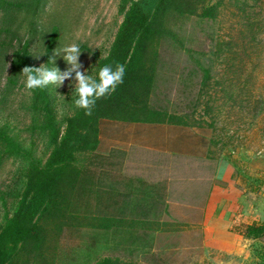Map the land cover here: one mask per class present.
<instances>
[{"label":"rangeland","instance_id":"obj_1","mask_svg":"<svg viewBox=\"0 0 264 264\" xmlns=\"http://www.w3.org/2000/svg\"><path fill=\"white\" fill-rule=\"evenodd\" d=\"M131 2L0 0V231L19 206L29 165L44 164L54 148L55 129L62 134L66 118L78 108L70 83L75 72L59 88L46 86L44 95L25 87V66L18 64V56L26 53L33 66L51 67L53 49L77 43L81 70L96 76L99 60L108 55ZM166 22L169 29L158 49L151 106L207 128L213 154L227 156L245 181L251 183L248 175L254 176L263 195L264 0H208L194 14L169 12ZM41 50L47 54L32 55ZM55 63L61 71L70 66L62 55ZM77 156L78 164L93 157ZM93 158L98 161L100 156ZM90 176L82 177L74 209L108 216L109 207H114L111 194H95L99 189L92 183L100 177L94 174L92 182ZM136 237L94 224L68 226L51 240L44 257L53 264L114 263L105 262L107 258L120 264H264V236L243 240L237 252L208 247L212 257L205 260L191 247L157 249L147 244L148 234ZM25 264L44 263L31 255Z\"/></svg>","mask_w":264,"mask_h":264},{"label":"crops","instance_id":"obj_2","mask_svg":"<svg viewBox=\"0 0 264 264\" xmlns=\"http://www.w3.org/2000/svg\"><path fill=\"white\" fill-rule=\"evenodd\" d=\"M210 139L207 128L190 122L102 118L100 158L80 165L92 182L100 177L95 194H111L108 231L148 234L157 249L191 247L203 260L212 257L208 247L237 252L253 240L239 229L264 220V194L254 176L245 181L227 156L213 154Z\"/></svg>","mask_w":264,"mask_h":264},{"label":"trees","instance_id":"obj_3","mask_svg":"<svg viewBox=\"0 0 264 264\" xmlns=\"http://www.w3.org/2000/svg\"><path fill=\"white\" fill-rule=\"evenodd\" d=\"M207 1L132 0L108 55L101 58L98 65V70L105 64L125 65L123 83L113 93L97 99L90 114L78 107L66 118L62 134L55 129L54 148L44 164L32 162L29 165L19 206L0 231V264H25L31 255L41 263L53 264L51 258L45 259V250L66 227L94 224L107 228L105 214L91 215L74 209L84 185L83 166L77 163V153L96 156L102 118L186 122L151 106L158 49L169 29L166 22L169 12L194 14ZM18 57L19 65L33 66L26 53ZM44 90L45 87L40 89L45 95ZM241 227L239 233L244 237L264 236V220ZM105 262L120 264L111 258Z\"/></svg>","mask_w":264,"mask_h":264},{"label":"clouds","instance_id":"obj_4","mask_svg":"<svg viewBox=\"0 0 264 264\" xmlns=\"http://www.w3.org/2000/svg\"><path fill=\"white\" fill-rule=\"evenodd\" d=\"M53 50L55 59L57 55H62L70 66L61 71L56 65L55 59H53V66L51 67L46 66L44 63L39 66L23 67L21 72L25 78L24 84L27 89H42L49 84H54L59 88L63 85L65 79L71 77L72 73L75 72V77L70 81L76 93L74 103L90 114L97 99L113 93L123 83L125 76V65L123 64L117 63L115 66L105 64L99 68L96 76H93L87 71L81 70L79 60L81 48L79 44L71 43ZM44 54H47V52L41 50L39 54L32 55L39 58Z\"/></svg>","mask_w":264,"mask_h":264}]
</instances>
